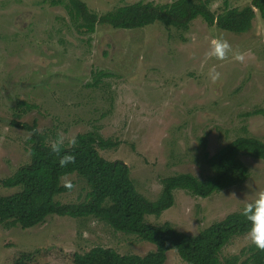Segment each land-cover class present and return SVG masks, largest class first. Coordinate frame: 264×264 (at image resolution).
I'll return each mask as SVG.
<instances>
[{
	"label": "rangeland",
	"instance_id": "rangeland-1",
	"mask_svg": "<svg viewBox=\"0 0 264 264\" xmlns=\"http://www.w3.org/2000/svg\"><path fill=\"white\" fill-rule=\"evenodd\" d=\"M95 24L83 19L69 1L0 0V194L1 181L31 161V133L11 125H36L47 144L63 132L68 138L88 132L118 143L102 150L109 161H122L150 201L162 195V179L212 175L209 158L238 137L264 141V18L257 12L243 35L210 27L199 17L187 28L155 23L128 29L120 8L138 2L164 6L176 0H80ZM211 10L243 8L252 0H205ZM223 36L234 50L249 53L244 64L206 57L209 41ZM195 37V40L193 39ZM215 65L221 80L212 84ZM65 146L70 147L68 141ZM245 182L200 198L176 190L175 204L153 226L171 223L191 236L199 234L264 191V160L242 157ZM71 192L56 197L67 209L29 229L0 226V264H74L75 253L95 247L121 255L145 256L156 246L133 235L115 233L94 218H77L74 207L89 189L77 175L66 177ZM65 178L62 179V185ZM252 245L234 238L222 259L242 256ZM165 264H186L177 251Z\"/></svg>",
	"mask_w": 264,
	"mask_h": 264
},
{
	"label": "trees",
	"instance_id": "trees-1",
	"mask_svg": "<svg viewBox=\"0 0 264 264\" xmlns=\"http://www.w3.org/2000/svg\"><path fill=\"white\" fill-rule=\"evenodd\" d=\"M64 0H52L54 6ZM76 7L84 20L95 24L97 16L91 15L80 0H67ZM257 12L264 18V0H252L243 8H230L216 15L205 0H176L164 6L154 2L126 5L120 14L126 28L139 29L155 23L167 27L187 28L201 17L210 27L243 35L251 30ZM11 125L31 133L29 138L31 161L11 177L1 181L5 188H20L10 195L0 194V226L29 229L46 222L54 214H62L67 207L56 197L71 192L62 185V179L71 175L82 178L89 192L86 200L74 207L77 218H94L110 227L115 233L133 235L156 246L145 256L121 255L116 250L95 247L86 253H75L74 264H165L168 252L175 250L186 264H264V252L251 246L242 252L249 257L241 261L236 255L222 259L223 249L236 237L246 235L249 223L235 211L222 221L214 223L195 236L177 230L167 222L153 226L146 222L150 215L161 216L175 204L176 190L188 191L194 196L208 198L245 182L248 169L243 156L264 160V141L253 137H238L209 158L212 175L200 180L191 174H179L162 179V195L150 201L137 189L130 167L122 161L103 158L102 150L114 149L118 143L104 140L98 133L88 132L76 137L77 145H64L63 152L75 155L74 164L66 168L59 165V157L51 151L46 137L36 125L12 121ZM16 264H21L17 260Z\"/></svg>",
	"mask_w": 264,
	"mask_h": 264
},
{
	"label": "clouds",
	"instance_id": "clouds-1",
	"mask_svg": "<svg viewBox=\"0 0 264 264\" xmlns=\"http://www.w3.org/2000/svg\"><path fill=\"white\" fill-rule=\"evenodd\" d=\"M195 40V37H193ZM249 53L234 50L232 45L223 36L213 37L209 41V48L206 52V57L209 59H215L217 61H228L229 59L244 64ZM208 77L212 84H216L221 80V73L217 70V67L213 65L209 72ZM74 148L77 145V140L74 136L68 138L63 132H58L56 138L50 141L51 151L59 157V165L61 168H66L69 164H74L76 157L71 152H63L62 149L65 145V141ZM64 186L68 189H72L73 185L70 181H67L65 177ZM249 223V229L246 233V239L251 245L261 252H264V191H258L255 193V198L245 203L241 213Z\"/></svg>",
	"mask_w": 264,
	"mask_h": 264
}]
</instances>
